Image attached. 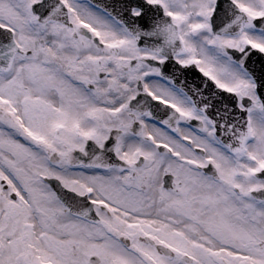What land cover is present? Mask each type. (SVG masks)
<instances>
[{
  "label": "snow or ice",
  "instance_id": "snow-or-ice-1",
  "mask_svg": "<svg viewBox=\"0 0 264 264\" xmlns=\"http://www.w3.org/2000/svg\"><path fill=\"white\" fill-rule=\"evenodd\" d=\"M0 264H264V0H0Z\"/></svg>",
  "mask_w": 264,
  "mask_h": 264
}]
</instances>
